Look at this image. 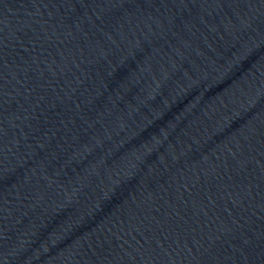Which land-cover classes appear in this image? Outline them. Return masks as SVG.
<instances>
[{
	"label": "water",
	"instance_id": "95a60500",
	"mask_svg": "<svg viewBox=\"0 0 264 264\" xmlns=\"http://www.w3.org/2000/svg\"><path fill=\"white\" fill-rule=\"evenodd\" d=\"M0 264H264V0H0Z\"/></svg>",
	"mask_w": 264,
	"mask_h": 264
}]
</instances>
